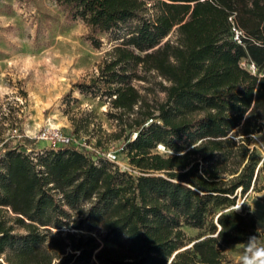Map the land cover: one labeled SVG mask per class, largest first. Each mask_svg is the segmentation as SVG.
Masks as SVG:
<instances>
[{"label": "trees", "instance_id": "16d2710c", "mask_svg": "<svg viewBox=\"0 0 264 264\" xmlns=\"http://www.w3.org/2000/svg\"><path fill=\"white\" fill-rule=\"evenodd\" d=\"M56 1L95 48L126 27L99 76L76 86L129 129L133 171L94 150L3 144L0 264H222L227 247L264 237L231 207L264 172L252 146L264 131V0ZM138 71L161 78L163 99L134 87Z\"/></svg>", "mask_w": 264, "mask_h": 264}, {"label": "rangeland", "instance_id": "374dc122", "mask_svg": "<svg viewBox=\"0 0 264 264\" xmlns=\"http://www.w3.org/2000/svg\"><path fill=\"white\" fill-rule=\"evenodd\" d=\"M136 23L130 21L127 26ZM125 33L126 27L101 34V46L95 48L87 27L80 20L67 18L56 0H0V148L11 142L26 152L33 146L44 151L53 147L51 136L58 133L74 138L77 149L114 152L120 169L133 171L121 149L129 129L111 117L115 111L105 98L76 86L80 82L88 85L99 76L103 61ZM175 37L172 30L164 40ZM241 65L255 71L245 61ZM143 76L146 81L133 80L134 87L149 100L153 96L163 99L156 85L161 78L153 72ZM252 146L260 165L264 131L253 135ZM231 207L251 212L257 231L264 235V172L246 193L238 190ZM183 230L188 237L200 233L187 226ZM258 242L264 244V237ZM244 246L227 247L228 261L222 264H240Z\"/></svg>", "mask_w": 264, "mask_h": 264}, {"label": "clouds", "instance_id": "9594fccd", "mask_svg": "<svg viewBox=\"0 0 264 264\" xmlns=\"http://www.w3.org/2000/svg\"><path fill=\"white\" fill-rule=\"evenodd\" d=\"M240 264H264V244L258 242L257 235L248 237L240 258Z\"/></svg>", "mask_w": 264, "mask_h": 264}, {"label": "built area", "instance_id": "2783aa9c", "mask_svg": "<svg viewBox=\"0 0 264 264\" xmlns=\"http://www.w3.org/2000/svg\"><path fill=\"white\" fill-rule=\"evenodd\" d=\"M240 34V31L238 30H235V38L237 39L238 38V35ZM51 139L53 140L51 143L54 146H70V147H76L77 144H76V141L74 138L70 137V136H65V135H62V134H59L58 133H55L54 135L51 136ZM157 150L158 151H163L165 152V148L161 145V144H158L157 145ZM96 153L100 156H103L105 157L106 159H108L110 162H113V163H117L118 160H117V155L114 153V152H99L96 151Z\"/></svg>", "mask_w": 264, "mask_h": 264}, {"label": "water", "instance_id": "95a60500", "mask_svg": "<svg viewBox=\"0 0 264 264\" xmlns=\"http://www.w3.org/2000/svg\"><path fill=\"white\" fill-rule=\"evenodd\" d=\"M262 162V161H261ZM259 166V165H258ZM189 246H191V244L190 245H188L187 247H189Z\"/></svg>", "mask_w": 264, "mask_h": 264}]
</instances>
